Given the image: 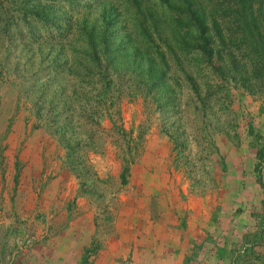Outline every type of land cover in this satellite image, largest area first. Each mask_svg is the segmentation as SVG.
I'll return each instance as SVG.
<instances>
[{
	"label": "rangeland",
	"instance_id": "374dc122",
	"mask_svg": "<svg viewBox=\"0 0 264 264\" xmlns=\"http://www.w3.org/2000/svg\"><path fill=\"white\" fill-rule=\"evenodd\" d=\"M20 1L63 31L0 35V264H264V71L236 0Z\"/></svg>",
	"mask_w": 264,
	"mask_h": 264
},
{
	"label": "trees",
	"instance_id": "16d2710c",
	"mask_svg": "<svg viewBox=\"0 0 264 264\" xmlns=\"http://www.w3.org/2000/svg\"><path fill=\"white\" fill-rule=\"evenodd\" d=\"M6 1V3H5ZM69 3H72L71 0H66ZM181 2H185V0H180ZM256 0H236L238 5L240 6V11H237L238 15H236V26L238 29H241L243 32V37L246 40L248 38L250 43L254 46L253 53L261 59V68L264 71V5L263 1H259V8L254 10V2ZM165 2V1H164ZM133 3L136 8V12L138 15L145 17V10L142 8L140 2L137 0H133ZM190 5V4H188ZM180 7V6H179ZM45 10L43 11L30 7L26 1L20 0H0V35L9 36L14 41H25L31 33V22L34 21L38 24V28L41 31L51 35L56 34L57 36H61L62 27L59 23V18L54 14L55 8L53 6H45ZM190 15V14H189ZM51 16V17H50ZM36 17V18H35ZM33 19V20H32ZM145 20V18H144ZM154 21V20H153ZM193 24L197 29L198 38L200 37V43L202 45L208 44V34L205 32V21L200 18H195L193 20ZM156 23V21H155ZM157 26V25H156ZM27 30V34L22 32V29ZM214 30L216 31L215 27ZM80 32L87 37V44L89 45L90 52L88 56L91 55L94 57L97 52V47L95 44L94 31L88 30L85 27L80 29ZM29 36L30 41L28 43L23 44L24 47H31L35 44L39 43L41 32H37V34H31ZM216 36L218 39L220 35L216 32ZM183 37L180 38V40ZM182 41V40H181ZM202 47V46H201ZM108 51V50H107ZM104 55H107L108 59H113V49L110 52H102ZM158 58L163 62V65H166V61L164 60V54L158 53ZM207 54V52H205ZM95 59L97 60L96 56ZM6 60V59H5ZM50 62H56V58H52L49 60ZM150 66L153 68L156 62L149 60ZM229 64L232 66H237L234 60L229 59ZM100 65V64H99ZM59 67V66H57ZM158 67V66H157ZM45 69V68H44ZM59 69V68H56ZM158 68L155 67V70ZM41 71V70H37ZM157 79L163 78V71L162 69L156 75ZM191 81V79H190ZM50 122V121H49ZM49 129L51 128L50 125ZM63 143L68 145V142H65L63 139L61 140ZM127 160H125L124 168L122 169L121 179L122 182H126V177L129 172V166L132 161V154H129ZM82 264H88V259L86 257L83 258Z\"/></svg>",
	"mask_w": 264,
	"mask_h": 264
}]
</instances>
